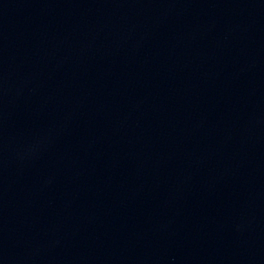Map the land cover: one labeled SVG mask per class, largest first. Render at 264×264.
<instances>
[{
  "label": "water",
  "instance_id": "95a60500",
  "mask_svg": "<svg viewBox=\"0 0 264 264\" xmlns=\"http://www.w3.org/2000/svg\"><path fill=\"white\" fill-rule=\"evenodd\" d=\"M0 264H264V0H0Z\"/></svg>",
  "mask_w": 264,
  "mask_h": 264
}]
</instances>
